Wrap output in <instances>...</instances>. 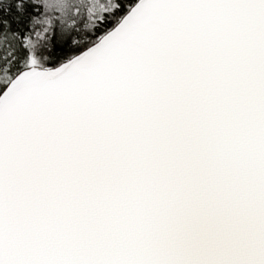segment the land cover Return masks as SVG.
Listing matches in <instances>:
<instances>
[{"label":"snow or ice","instance_id":"snow-or-ice-1","mask_svg":"<svg viewBox=\"0 0 264 264\" xmlns=\"http://www.w3.org/2000/svg\"><path fill=\"white\" fill-rule=\"evenodd\" d=\"M0 264H264V0H0Z\"/></svg>","mask_w":264,"mask_h":264}]
</instances>
